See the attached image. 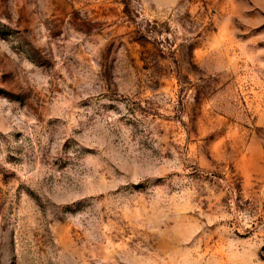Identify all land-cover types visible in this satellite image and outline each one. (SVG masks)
I'll use <instances>...</instances> for the list:
<instances>
[{"label":"rangeland","instance_id":"obj_1","mask_svg":"<svg viewBox=\"0 0 264 264\" xmlns=\"http://www.w3.org/2000/svg\"><path fill=\"white\" fill-rule=\"evenodd\" d=\"M0 264H264V0H0Z\"/></svg>","mask_w":264,"mask_h":264}]
</instances>
